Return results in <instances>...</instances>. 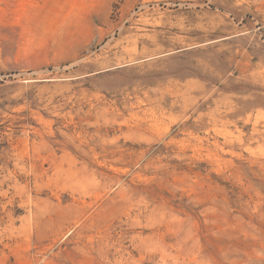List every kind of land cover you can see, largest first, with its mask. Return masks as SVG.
Masks as SVG:
<instances>
[{"label": "rangeland", "instance_id": "1", "mask_svg": "<svg viewBox=\"0 0 264 264\" xmlns=\"http://www.w3.org/2000/svg\"><path fill=\"white\" fill-rule=\"evenodd\" d=\"M0 264H264V0H0Z\"/></svg>", "mask_w": 264, "mask_h": 264}]
</instances>
